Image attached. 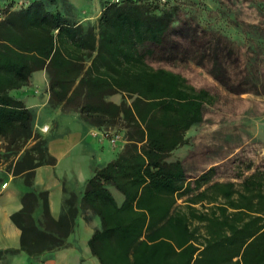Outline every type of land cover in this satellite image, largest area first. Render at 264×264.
Listing matches in <instances>:
<instances>
[{"label": "trees", "instance_id": "16d2710c", "mask_svg": "<svg viewBox=\"0 0 264 264\" xmlns=\"http://www.w3.org/2000/svg\"><path fill=\"white\" fill-rule=\"evenodd\" d=\"M169 1L101 0L96 27H84L45 0L16 9L4 5L0 137L16 151L33 137V112L9 90L46 68L53 97L75 103L97 127L124 122V147L95 171L83 195L102 219V229L89 240L101 264H264V171L237 183L212 180L210 167L185 183L181 161L167 159L187 142L185 132L202 119L210 100L180 73L146 61L145 46L160 44L174 19ZM117 91L133 97L131 102L104 98ZM42 143L47 159L25 149L9 169L17 174L52 163ZM108 183L124 194L121 205ZM183 195L179 206L176 198ZM27 199L12 218L23 230V246L36 252L30 247L51 236L34 224Z\"/></svg>", "mask_w": 264, "mask_h": 264}, {"label": "rangeland", "instance_id": "374dc122", "mask_svg": "<svg viewBox=\"0 0 264 264\" xmlns=\"http://www.w3.org/2000/svg\"><path fill=\"white\" fill-rule=\"evenodd\" d=\"M45 1L84 27L97 25L98 0H84L79 8L69 0ZM28 2L0 0V9L7 4L16 9ZM169 6L174 7V19L160 44L145 46L146 61L180 73L189 85L205 89L210 100L204 104L202 119L185 132L187 142L167 159L181 158L191 175L212 164V180L238 183L256 169L264 171V0H170ZM114 94L118 103L133 98L122 91ZM59 108L77 109L71 103ZM33 115L35 137L23 147L16 151L0 137V169L5 172L11 171L25 149L29 156L47 159L42 150L46 138L34 129ZM123 124L120 118L100 129L109 140L117 135L114 144L122 135L126 140Z\"/></svg>", "mask_w": 264, "mask_h": 264}, {"label": "crops", "instance_id": "0c3cea01", "mask_svg": "<svg viewBox=\"0 0 264 264\" xmlns=\"http://www.w3.org/2000/svg\"><path fill=\"white\" fill-rule=\"evenodd\" d=\"M69 1L79 8L84 0ZM98 1L101 9V0ZM9 93L35 113L34 129L46 138V150L54 161L17 174L0 169L3 176L0 264H101L89 240L95 231L102 229V219L84 201L83 195L95 171L114 159L126 140L122 135L117 143H111L103 130L91 123L78 108L62 111L59 106L65 103L75 106V103L53 97L46 68L33 70L27 85L12 88ZM106 100L119 102L114 93ZM171 160L181 161L186 172L185 183L212 166L209 164L191 175L189 166L181 158ZM106 186L117 205H121L124 194L110 183ZM185 197H177L176 204L181 206L179 200L184 203ZM27 198L31 199L34 224L41 232L53 236L34 243L30 248L37 249L36 252H28L23 246V230L12 218L13 213L23 208L25 200L29 202ZM195 224L197 221L192 222V226Z\"/></svg>", "mask_w": 264, "mask_h": 264}, {"label": "built area", "instance_id": "2783aa9c", "mask_svg": "<svg viewBox=\"0 0 264 264\" xmlns=\"http://www.w3.org/2000/svg\"><path fill=\"white\" fill-rule=\"evenodd\" d=\"M161 1H165V0H161ZM0 16H1V11H0ZM117 140V135H114L110 138V141L114 142Z\"/></svg>", "mask_w": 264, "mask_h": 264}]
</instances>
